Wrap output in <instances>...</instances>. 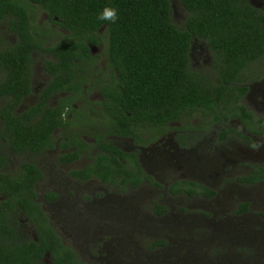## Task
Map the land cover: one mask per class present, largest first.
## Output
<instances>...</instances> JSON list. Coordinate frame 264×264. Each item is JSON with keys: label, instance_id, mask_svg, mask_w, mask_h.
<instances>
[{"label": "trees", "instance_id": "1", "mask_svg": "<svg viewBox=\"0 0 264 264\" xmlns=\"http://www.w3.org/2000/svg\"><path fill=\"white\" fill-rule=\"evenodd\" d=\"M179 1L186 10L180 24L172 19L170 0H0V24L16 36L3 46L0 33V98H4L0 106V264H46L47 254L50 264H87L62 241L35 200L34 182L40 176L35 163L24 160L17 171L8 172L3 149L37 153L51 145L50 130L58 124L54 108L47 107L37 120L33 118L57 85L80 87L79 80H71L75 67L83 69L77 63L88 57V43L105 42L115 81L100 86L101 102L106 117L120 124L121 133L136 135L131 126L160 127L169 119L189 117L199 108L213 112V121L236 117L250 131L264 133V115L254 118L241 101L248 86L240 82L242 70L264 55V9L249 0ZM35 4L46 11L48 21L69 31L65 41L44 44L36 37L30 12V5ZM106 5L118 9L116 23L97 19ZM195 37L204 39L211 51L208 68L190 67ZM36 49L56 58L47 59L46 67L60 77L47 83L38 104L18 112L15 108L30 91L31 53ZM220 132L241 134L232 126H223ZM76 155L73 152L70 158ZM125 155L101 152L95 169L89 164L73 174H95L121 187L149 179L136 160L137 170L126 168L118 159H126ZM236 179L246 184L264 179V164L251 163L250 172ZM183 182L189 184L176 182L170 189L207 197L216 192L202 184L194 187L193 181ZM247 208L248 202H242L238 210ZM165 209L155 204L157 213ZM24 223L33 226L34 234L26 232Z\"/></svg>", "mask_w": 264, "mask_h": 264}, {"label": "rangeland", "instance_id": "2", "mask_svg": "<svg viewBox=\"0 0 264 264\" xmlns=\"http://www.w3.org/2000/svg\"><path fill=\"white\" fill-rule=\"evenodd\" d=\"M254 5L264 9V0H249ZM172 19L180 24L186 16V10L179 0H170ZM31 20L36 29V37L44 44H56L66 40L69 32L60 25L47 20L46 11L40 5H30ZM3 46L16 39L4 24H0ZM105 42L102 47H95L94 53H100L95 65L103 69L106 62ZM40 52H34L37 59L32 63V79L34 90L24 98L19 110L31 104L36 99L35 87L42 72ZM211 51L204 39L193 38L190 45V67L192 69L208 68L211 62ZM86 83L87 98L96 99L97 85ZM248 88L241 101L252 112L254 118L264 114V55L250 62L241 72V81ZM4 98H0V106ZM78 105L80 103H77ZM187 116V115H185ZM213 112L196 109L184 123L189 127L206 126L207 131L200 139L197 147L199 152H183L178 155L175 164L168 165L161 175L158 166L153 171L161 186L141 183L136 188L120 190L113 186L90 181L96 189L86 192L78 191L79 196L85 193L97 194L106 200L100 209L88 212L71 220V215L78 210L77 205L64 200L49 204L46 211L52 224L59 231L65 243L73 247L80 258L87 264H264V180L255 184H244L236 180L237 176L250 171V162H264V137L253 136L250 141L244 139L221 140L218 137L221 126H238L236 119L226 122L212 120ZM203 127V128H204ZM7 161L4 166L8 172H15L21 161L31 159L25 152H6ZM57 152H44L42 162L45 163L43 178L38 182V193L41 187L52 179L62 186L68 179L70 166L61 165ZM194 158L195 163L185 168L194 169L199 181L216 193L210 198L203 196L186 197L172 193L167 186L172 179L183 176L185 168L177 159ZM85 160H79L81 165ZM181 162V161H180ZM86 182L84 184H89ZM64 183V184H63ZM66 185V184H65ZM64 185V186H65ZM67 186V185H66ZM68 188V186H67ZM73 192V190H71ZM67 194V191L64 192ZM97 196V195H96ZM70 200L73 196L70 193ZM242 202H248L245 211L238 208ZM102 203H104L102 201ZM167 206L163 213L155 211V204ZM71 204L73 205L71 207ZM51 206V207H50ZM88 214V215H87ZM89 216L88 219H84ZM27 233L33 230L25 224ZM71 228V229H70ZM89 228V229H88ZM167 238L169 244L162 249H148L156 239ZM181 242V244H180ZM131 258V259H130ZM44 262L50 264L47 254Z\"/></svg>", "mask_w": 264, "mask_h": 264}, {"label": "flooded vegetation", "instance_id": "3", "mask_svg": "<svg viewBox=\"0 0 264 264\" xmlns=\"http://www.w3.org/2000/svg\"><path fill=\"white\" fill-rule=\"evenodd\" d=\"M45 15L47 17V13ZM52 24L57 25L56 23H52ZM102 29L103 27H101L98 31L101 32ZM103 43L104 42H100L97 45L93 43H88L89 45L88 57H85L84 59H82L77 63V65H80L84 70L79 67H75L76 68L75 78H73L71 81L73 82L79 80L81 84L80 87L76 90H73L68 87L67 83H64V85H57V87L53 88L50 94H48V96L46 97L45 103L42 104V110L33 118L34 120H37L42 115V113H44L47 107L50 109L54 108L53 114L55 118L58 120V124L53 126V128L50 130L51 145H46L42 149L36 151L37 153L25 152L32 156L31 159H25V160H32L40 171V176H38V178L34 182V190L36 194L35 200L39 202V206L46 216V217L44 216L45 219L48 221L51 227H53V229L61 237V239L62 236L60 235L56 227L52 224L50 215L46 211L47 205L55 204L61 201V199L64 200L66 198L64 204L67 207V203H70V201H72L71 203H73V205H77L78 208V210H76V213L74 212V216L71 215L72 210L71 209L68 210L69 207L64 209V211L70 212L68 213V216L71 220H73V218L75 219L77 216L79 217V215H81L82 211L84 210H87L88 212L99 210V214H101L100 211L103 213L105 210H100V209L107 203L105 200V196L104 198H102L101 196H98V193L93 194V196L89 195L88 193H85L84 197L79 196L78 193L79 190L83 193L86 192L87 190L89 192V190L96 189V186L90 181L100 182L102 184L119 188L120 190L122 189L124 190L127 187L136 188L140 186V184L143 182L154 186H161L162 183L155 178L156 175L153 170L154 169L157 170V168L154 167L158 166L159 167L158 172L162 175L163 174L162 170L165 172V168L168 165L175 164V160L179 154L183 152H199L197 150V147L200 145L201 136L206 135L204 133L208 130L207 125L209 124H206L205 127L204 126L200 127L198 126V124L192 127H189L188 125H187L188 127L184 126L186 125L184 123L187 122V119L189 117H185L184 115H181L179 118L169 119L165 121V123L160 127L151 128L149 126L141 127V125L139 126L134 125L133 128V126H131L133 131H135V133L137 132L136 135L132 133L131 134L124 133L125 130H123V133H121L122 129L120 124H117L116 123L117 121H115V119H113L112 117L111 119L106 117L107 112L105 111V107L101 102L102 97L100 93V86L103 83L112 85L115 81L112 78L111 67L108 63L106 54L105 56H106L107 64L106 62L103 63V69H98L95 65V62L97 61V57L100 56V53H94L93 49L95 47L101 48ZM34 52L37 53L40 52L39 54L43 55V57L40 59V63H41L42 72L44 74L40 76V78H38V86L37 88L35 87V91H36L35 101H33L28 106L24 107L22 110L28 108L32 104L33 105L38 104L41 101V95H42L41 93L43 89L46 87L47 83L53 78L60 77L46 67L47 59L56 60V58L51 53L41 52L37 49L33 50L31 53L32 61H31V73H30V91L25 96L22 97L20 103L15 108V110L18 112L22 111L19 110V108L24 98L30 95L34 90L33 79H32V72H33L32 63L38 58L36 55H34ZM89 79H91L90 85H97L99 90L98 91L99 98L96 99L95 98L90 99V97L89 99L87 98L86 95L87 87L85 88V86ZM77 103L80 104L78 105ZM66 110H67V120L62 118V114L65 113ZM232 118L236 119L237 123H241L240 127L236 125L232 126L234 127L235 130L240 131L241 134L237 132H227L225 134H222L220 131L223 127L221 126V129L219 130L218 133L219 139L232 140V139L241 138L246 141H250L253 136L264 137V133L250 131L247 128V126H245V124L236 117H231L228 120ZM248 125L254 128L261 127V125H257L253 123H250ZM228 126L230 125H227L225 127ZM137 136L139 137L136 138ZM98 137H101L100 139L101 142H99ZM51 151L57 152L58 154L57 159L61 165L70 166L69 169L67 170L68 179L65 180V184L68 186V188L64 183L63 184L65 186L64 185L60 186L55 182L56 180L50 179L46 183L48 187H45V184H43V186L40 189V192L38 193L37 185L38 182L43 178L45 172V163L42 162L41 155L44 152H51ZM3 152H8V150L4 148ZM73 152H77V155L75 157L70 158V154ZM101 152H110V153L126 152L125 155L126 159L119 156L118 158L119 161L122 164H124L126 168H133L134 171L137 170L136 166L138 165L139 168H141L145 174L150 176L149 179L143 177L136 186H133L130 183H125L124 186L121 187L120 183H115L113 181H105L103 178H101L100 176H96L95 174L86 177L82 176L80 173L73 174V171L77 172L79 171V169L85 168L89 164H92V167H94L93 169H95L96 168L95 164L97 163L98 158L101 155ZM79 160H85V161L81 165H78L76 163ZM134 160H136L137 165L135 164ZM177 160H178L177 162L181 163L182 165L184 164L185 161L188 164V166H190L191 164L195 163L196 157L192 159L189 157L185 159L180 158ZM255 162L264 164V162H257V161L250 162L249 164L250 170H251V163H255ZM183 167L185 168V165H183ZM180 172H183V176L172 179L170 184L167 186L169 191H171L174 194L175 193L182 194L188 198L198 197V196H203L205 198L211 197V196L207 197L197 193L188 194L183 191H177V192L172 191L170 187L176 182H180V184L182 183L183 185L185 184L187 185L189 183L183 181H193L195 183L194 185H196L194 187H199L200 184L207 186L198 180L199 179L198 173L195 175L194 169L185 168ZM86 182H90V183L84 184ZM255 183H251V184H255ZM71 190H73V192H71ZM65 191H67V194L64 193ZM70 193L73 196L72 198L73 200H70L69 198ZM102 201L104 203H102ZM156 204H162V203H156ZM73 205L71 204V207ZM166 210H167V206L163 212H165ZM84 217H86L84 219L89 218V216H84ZM31 228L33 230L32 234H34L33 226H31ZM169 243L170 242L167 238H162V239L157 238L156 240L150 243L148 249L149 250L153 249L150 247H154V248L156 247L158 249H162L166 245H170Z\"/></svg>", "mask_w": 264, "mask_h": 264}, {"label": "clouds", "instance_id": "4", "mask_svg": "<svg viewBox=\"0 0 264 264\" xmlns=\"http://www.w3.org/2000/svg\"><path fill=\"white\" fill-rule=\"evenodd\" d=\"M97 19L100 21H110L111 23H116L119 19L118 9L111 5H106L98 14ZM62 118L67 120V110L62 114Z\"/></svg>", "mask_w": 264, "mask_h": 264}]
</instances>
